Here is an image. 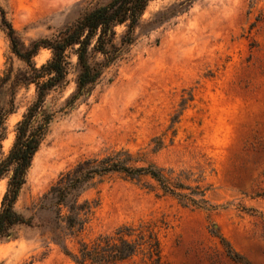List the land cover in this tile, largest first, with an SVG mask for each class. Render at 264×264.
<instances>
[{
  "label": "rangeland",
  "instance_id": "rangeland-1",
  "mask_svg": "<svg viewBox=\"0 0 264 264\" xmlns=\"http://www.w3.org/2000/svg\"><path fill=\"white\" fill-rule=\"evenodd\" d=\"M99 0H0L21 36L57 33ZM180 0H152L149 20ZM110 66L92 93L51 125L28 169L17 208L29 213L61 173L80 160L119 148L149 151L161 135L165 146L148 158L209 187L216 209L193 208L163 194L148 177L129 180L114 173L84 196L97 199L80 234L92 240L124 223L155 220L161 254L170 264H243L233 260L220 233L250 264H264V0H193L190 7L147 31ZM119 32L123 27L117 28ZM10 53L0 28V74ZM42 49L38 64L50 57ZM76 70L61 100L76 88ZM34 97L22 89L9 117L14 126ZM175 135L169 128L180 111ZM189 98V99H188ZM8 178L0 181V204ZM42 216V215H40ZM16 238L0 239V264H75L38 229L20 227ZM70 240L77 247V239ZM141 254L124 262L140 264ZM122 264V263H121Z\"/></svg>",
  "mask_w": 264,
  "mask_h": 264
},
{
  "label": "trees",
  "instance_id": "trees-1",
  "mask_svg": "<svg viewBox=\"0 0 264 264\" xmlns=\"http://www.w3.org/2000/svg\"><path fill=\"white\" fill-rule=\"evenodd\" d=\"M152 0H99L85 9L70 25L52 35L40 36L29 42L21 36L0 4V28L9 39L10 53L0 74V181L8 178L0 204V239L16 238L20 227L38 229L48 243L58 245L75 264H124L141 254L140 264H170L163 260L159 237L162 226L155 220L124 223L109 233H101L92 240L80 237L88 223L97 199L84 195L102 180L117 173L129 180H153L147 186L157 187L185 207L216 209L219 205L207 197L209 187L199 181L192 183L191 173L165 168L148 158L165 146L157 135L151 139L149 151L119 148L86 157L61 173L41 196L29 213L20 211L16 203L26 183L28 169L53 122L68 113L79 101L87 98L105 71L122 59L139 37V29H153L157 24L186 11L193 0H180L159 11L149 20L145 11ZM118 27H123L119 32ZM42 49L50 50V57L41 64L35 57ZM76 70V88L65 99L61 93ZM34 87V97L14 126V139L5 149L8 139L9 117L19 108L18 95L22 89ZM189 99V98H188ZM187 98L181 101L169 128L175 135V123ZM255 196L264 198V186ZM42 215V216H40ZM229 256L243 264H250L231 243L213 228ZM77 239V247L69 242ZM138 264V263H137Z\"/></svg>",
  "mask_w": 264,
  "mask_h": 264
}]
</instances>
